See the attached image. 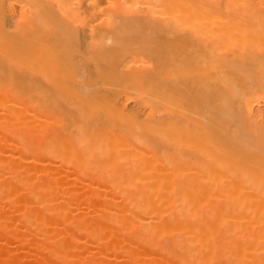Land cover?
Returning <instances> with one entry per match:
<instances>
[{"label":"bare ground","instance_id":"6f19581e","mask_svg":"<svg viewBox=\"0 0 264 264\" xmlns=\"http://www.w3.org/2000/svg\"><path fill=\"white\" fill-rule=\"evenodd\" d=\"M263 101L264 0H0V264H264Z\"/></svg>","mask_w":264,"mask_h":264},{"label":"rangeland","instance_id":"374dc122","mask_svg":"<svg viewBox=\"0 0 264 264\" xmlns=\"http://www.w3.org/2000/svg\"><path fill=\"white\" fill-rule=\"evenodd\" d=\"M81 39H82V42H83L84 39H83L82 36H81ZM129 105L132 106L133 103L131 102V103H129ZM260 107H261L262 110H264V101L261 103ZM0 241H2V240L0 239ZM15 250H17V249H15ZM25 250H26V253L24 252V254H22V253L20 254V255H21V263H22V264H29V263H30V264H31V263L34 264V263H37V262H34L35 259H33L34 256L31 255L32 252L28 251V252L31 253V254H30V253H29V254H30L32 257H30V255H29L28 252H27V249H24V251H25ZM120 257H122V256H120L119 254H116V255L114 256L115 259H114V258H113V259L116 261V263H117V261H119L118 264H119V263L122 264V263H124V262L122 261L123 258H122V260H121ZM31 259L33 260V262L31 261ZM113 259H112V261H114ZM115 261H114V262H115ZM121 261H122V263H121ZM37 264H38V263H37ZM124 264H125V263H124Z\"/></svg>","mask_w":264,"mask_h":264}]
</instances>
